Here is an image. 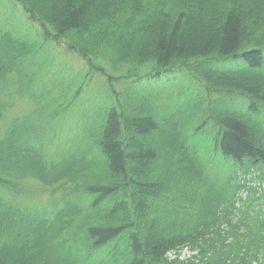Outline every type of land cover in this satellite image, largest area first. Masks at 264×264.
Here are the masks:
<instances>
[{
  "label": "trees",
  "instance_id": "trees-1",
  "mask_svg": "<svg viewBox=\"0 0 264 264\" xmlns=\"http://www.w3.org/2000/svg\"><path fill=\"white\" fill-rule=\"evenodd\" d=\"M11 1L116 102L93 130L63 127L83 88L51 91L37 44L0 31V264H264L255 193L238 198L264 184V0ZM179 73L192 87L166 83ZM131 81L149 86L115 91ZM159 84L194 107L174 110ZM19 101L32 109L12 117ZM185 247L199 254L169 257Z\"/></svg>",
  "mask_w": 264,
  "mask_h": 264
},
{
  "label": "rangeland",
  "instance_id": "rangeland-1",
  "mask_svg": "<svg viewBox=\"0 0 264 264\" xmlns=\"http://www.w3.org/2000/svg\"><path fill=\"white\" fill-rule=\"evenodd\" d=\"M9 30L37 44V50H39L37 61L39 63L37 62L35 64L42 69H45L42 66L43 63L47 66V70L42 73L39 79L40 83H47L49 85L48 88L53 92L60 89H64L63 91L66 93L70 92L72 89L78 92L77 89L83 88L73 109L64 115L66 117L62 119L64 123L63 127H70L71 122L81 120V122L84 123L83 128L93 130L94 123L99 122L101 118L104 106H110L112 103L116 102L107 79L102 75L94 74L87 80L86 76L90 73L89 68L75 53L67 52L63 46L58 44H45L40 25L29 19L28 14L20 4L11 0H0V31ZM40 48L42 51H40ZM219 67L223 69H233L235 64L232 62H222L219 64ZM41 78L50 79L47 82H43ZM170 82L184 89L192 87L191 80L187 74L179 73L174 79L166 81V83ZM83 84H85V86H83ZM161 85L162 84H159L157 89L162 88V90H164L168 86H174ZM148 86L149 84L145 81H131L130 84H124L122 89L119 84L114 85L115 91L119 92L121 89L122 94L136 91L140 92V90L148 88ZM47 92L50 96H41L43 93ZM150 93L154 94L153 92ZM170 93L177 94L174 89H172ZM193 95L194 94H183V96L180 97V101L178 103L175 102L174 110L178 108L181 112L192 109L194 106L193 102L190 100L193 98ZM37 96L42 97L41 100L44 101L43 103L51 102L50 98L52 94L46 89L44 84H42V87L37 91ZM30 109H32V107L29 103L26 101H19L12 111V117L22 115ZM74 124L75 123H73L72 126ZM79 129L81 130V126H79ZM209 192L213 194V185L209 186ZM27 198L40 204H47L50 200V193L39 183H33L30 185V189H28Z\"/></svg>",
  "mask_w": 264,
  "mask_h": 264
},
{
  "label": "bare ground",
  "instance_id": "bare-ground-1",
  "mask_svg": "<svg viewBox=\"0 0 264 264\" xmlns=\"http://www.w3.org/2000/svg\"><path fill=\"white\" fill-rule=\"evenodd\" d=\"M34 70H35V68H34ZM172 89H174L176 91V93H177L176 95L173 93H170V91ZM164 94H166V95H164ZM160 95H161L162 99L164 98V100H166L171 105H174L175 102L178 103L180 101V97L183 96V94L180 93V91L174 86H171V87H168L167 89L162 90V93Z\"/></svg>",
  "mask_w": 264,
  "mask_h": 264
}]
</instances>
